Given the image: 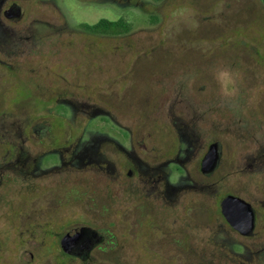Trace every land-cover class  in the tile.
I'll return each instance as SVG.
<instances>
[{"label":"rangeland","instance_id":"1","mask_svg":"<svg viewBox=\"0 0 264 264\" xmlns=\"http://www.w3.org/2000/svg\"><path fill=\"white\" fill-rule=\"evenodd\" d=\"M114 1L107 0L106 16L113 20L125 18L131 23V33L109 38L108 53L102 58L94 54L89 56V52L85 55L72 53V58L76 56L77 72L96 71L103 66V76L107 81L103 80V84L100 75L93 76L90 95L93 100L120 111L119 122L132 129L137 154L145 160L150 159L154 164L167 160L161 157L175 156L184 146L183 141L190 140V147L196 144L197 148L191 151L189 159L196 162L204 157L210 144L216 141L222 143L221 165L212 177L204 178L197 165L189 166V177L195 179L197 186L185 194L188 205L193 206L188 214L197 218L199 213L205 215L199 230L194 229V238L200 237L201 245L199 243V247H194L192 252L200 254L203 262L190 251H184L180 258L183 264H250L249 252H257L264 246L263 220L259 222L257 238H242L227 226L222 215H218L216 203L233 194L247 201L259 200L258 205L264 206L261 203L264 201L263 135L258 136L254 132V143L248 139V115L257 121H264V87L259 88L264 79V48L260 45L264 38V18L239 5L246 0H137L141 4L137 10L128 3L134 0ZM54 2H58L66 12L68 9L69 16L70 12L74 16L82 15L72 8L74 0H38L34 8L29 4L30 14L57 16ZM121 2L124 7H121ZM247 2L256 8L262 6L261 0ZM83 15L93 17L90 13ZM252 47L255 51H251ZM111 49L124 51L116 55ZM238 49L242 50L241 56L237 54ZM248 59L263 66L259 69V73L263 71L262 76L254 78L259 89L253 94L249 108ZM13 92L9 97H13L14 101L0 104V141H9L2 136L5 130L8 131L12 143L27 146L33 160L45 150L38 134L32 129H38L41 124L52 126L55 123V144H58L62 140V119L54 120L50 112H46L49 118L39 119L41 115L37 109H45L48 105L22 104L16 98L25 95V91L15 87ZM243 99H247V103L244 104ZM77 107L85 109L84 105ZM84 123L85 116L78 114L75 118L70 116L66 125L73 128V134L80 135L83 129L106 131L128 141L102 115H94ZM25 129L29 131V140L21 142ZM196 137L200 139L199 144L192 142ZM45 138V141L50 139L49 136ZM78 139L82 145L89 140L85 134ZM2 148L5 149L0 145ZM45 160L49 161L47 157ZM34 166L31 164L32 168ZM172 170L174 177L175 172H182L175 165H172ZM108 175L95 167L77 164L70 173L58 169L38 179L30 176L29 189L25 188L21 193L9 191L7 200L4 199L8 205L5 209L8 224L14 225L12 234H9L14 246L15 242L20 246L25 243L19 252L11 247L12 259H17V264H39L38 261L31 262L29 252H36L37 242L44 237L54 249L55 242L65 231L62 226L53 224L56 215L68 212L77 219L89 212L86 211L90 209L88 202L78 200L67 203L63 198L85 197L87 193L90 196L101 192L104 184L112 189L108 187L104 193L133 192L132 185L137 182L136 179L131 181L122 177L120 183L123 185H120L121 188L118 186V190L116 181ZM98 207H103L101 199L98 200ZM121 208L125 209L120 211V216L129 218L128 226L137 237L135 246L140 254L158 256L153 252L161 250L164 254L162 261L174 263L172 235L162 236L158 227L148 231L152 206L141 198L133 197L130 202L126 199L115 202L113 209ZM88 217L102 225L100 220ZM146 232L149 236L144 238ZM2 235L0 232V238ZM4 244L11 246L9 242ZM2 256L10 255L3 252ZM4 262L3 259L1 263ZM126 264L145 263H134L129 259Z\"/></svg>","mask_w":264,"mask_h":264},{"label":"flooded vegetation","instance_id":"2","mask_svg":"<svg viewBox=\"0 0 264 264\" xmlns=\"http://www.w3.org/2000/svg\"><path fill=\"white\" fill-rule=\"evenodd\" d=\"M106 3L107 0H74L72 8L82 15L74 16L70 12L69 16L68 9L66 12L58 2H54L57 16H32L31 8L38 5V0H0V104H5L8 100L9 102L14 101L13 97L10 98L9 95L14 94L15 87H21L25 91V95L16 98L17 101L29 105H48L45 109H37L41 115L39 119L49 118L50 116L46 112L52 113L51 117L54 120L62 119L60 127L62 140L58 144H55V123L52 126L41 124L38 129H32V132L38 134L40 144L45 150L33 160L27 146L13 144L9 132L5 130L2 133V136L9 138V141L8 139L0 141V145L5 147V149H0V232L3 234L0 238V264H3L1 263L3 259L5 260L4 264H17L19 261L12 259L11 247L13 246L19 252L20 248H24L22 244H25L22 243L20 246L15 242L14 246V242L11 240L9 232L12 234L14 225L8 224L5 212L8 206H6V194L11 190L21 193L25 188L29 189L28 178L30 176L38 179L58 169L60 172L70 173L77 164L89 168L95 167L103 173L105 171L111 180L116 181L117 188L118 186L121 188L120 185H123L120 183L122 177L131 181L136 179L137 182L134 181L133 192L130 193L117 192L115 194L109 191L104 193V189L110 188L104 184L101 192L92 193L90 196L87 193L85 197L63 198L67 203L78 200L88 202L90 209L86 211L89 212L79 215L77 219L72 218L73 214L69 215L68 212L56 215V221L53 224L62 226L65 231L55 242L54 249H51V243L50 241L47 243L45 237L41 242H37L36 252H29L31 262L38 261L39 264H126L131 259L134 263L166 264L162 261L164 254L161 250H153V253L158 256L140 254L135 246L137 237L128 226L127 219L129 218L120 216V211L125 208L113 209L115 202L125 201V199L130 202L133 197L141 198L152 206L148 217V226L150 227L148 231L152 227H158L162 236L172 235L174 263H170L183 264L180 257L183 256L184 251H190L193 256L203 262V257L200 254L195 255L192 252L194 247H199V243L201 245L200 237L196 240L194 238L196 235L194 229L199 230L205 215L199 213L197 218L188 214V210L193 206L188 205L185 194L197 184L195 179L189 177V166L197 165L199 173L208 179L218 171L222 155L217 169L211 175H205L202 172V160L206 154L202 159L193 162L194 160H190L189 157L197 145L194 144L191 148L190 140H184V146H181L175 156H162L161 158H167V160H159L160 162L154 164L150 159L145 160L137 154L138 150L132 139V129L121 124L118 120L120 111L113 109L117 112L115 113L105 103L93 100L89 92L93 76L100 75L103 84V80L107 81V78L105 80L103 76V66L96 71L79 70L80 72H77L76 56L72 58V53L85 55L86 52H89V56L94 54L95 57L101 56L102 58L106 52L108 53L109 38L124 37L129 35L132 30L131 23L127 22L125 18L120 17L113 20L106 16L108 10ZM128 3L134 10H137L141 5L137 0ZM29 4L32 5L31 8ZM121 4V7H124L122 2ZM241 4L251 10L254 15L261 19L264 18V0H261V9L256 8L253 4L248 5L247 0L239 3V5ZM83 13L93 14V17L84 16ZM124 24L130 27L127 33L120 31ZM260 45L264 48V38L261 39ZM254 48L252 47L251 51H255ZM122 50L124 51V49H111V52L118 55L122 53ZM241 51V49L237 50L239 52L237 54L240 56ZM250 56L248 54V58ZM262 67L259 62L254 63L248 59V84H250L248 86V108L253 102V94L256 90L264 87L263 78L262 86L259 88L254 80V78L262 76L263 71L259 73L261 72L259 69ZM246 100L243 99L244 104L247 103ZM77 105H84L85 109L81 110ZM78 114L85 116V123L90 121L94 115H102L113 124L120 134L122 133V136L127 137L128 141L125 142L119 136L106 131L83 129L81 130L82 134H73V128L71 126L67 128L66 122L70 116L75 118ZM254 132L258 136L263 135L264 142V121H257L255 117L248 115V139L252 140V143L256 140ZM84 134L89 140L82 145V142H78V137ZM29 136V131L23 130L21 135L23 141L21 140V142H27ZM46 136L50 137L49 141H45ZM259 139L257 138V140ZM199 141L200 139L196 137V140L192 142L198 143ZM213 143H220L222 146L219 141ZM262 146L264 147V144ZM46 157L49 161L45 160ZM31 164L35 166L32 168ZM172 165L182 169L181 173L175 172V177ZM127 190L130 191L128 188ZM5 198L6 200H4ZM99 199L103 205L102 209L98 207ZM221 202L216 203L218 215L220 217L222 215L227 226L233 232L248 240L258 237L259 222L261 220L264 222V206L262 208L258 205L259 200L257 204L247 201L255 211V227L253 232L247 236L240 234L226 220L222 214ZM261 203L264 204V201ZM88 216L100 220L102 225L96 224ZM147 232L144 234V238L149 236ZM84 233H86L85 236ZM69 234L77 239L75 242L80 239L82 241H79L81 245L76 244L70 251H67L64 245H66V236ZM7 242L10 243V247L6 244L2 245ZM46 248H50L46 250L49 251L48 253L45 251ZM242 248L244 247L242 246ZM3 252L10 256L3 258ZM24 252L28 254L27 250ZM248 258L250 264L264 263V246L257 252L250 251Z\"/></svg>","mask_w":264,"mask_h":264},{"label":"water","instance_id":"3","mask_svg":"<svg viewBox=\"0 0 264 264\" xmlns=\"http://www.w3.org/2000/svg\"><path fill=\"white\" fill-rule=\"evenodd\" d=\"M222 155V146L220 143H213L210 145L208 152L202 160V172L205 175H211L219 166ZM222 214L226 220L234 227L240 234L250 235L255 227V211L253 207L244 199L234 195L226 196L221 202ZM86 231V230H84ZM86 233L83 235L85 236ZM81 238V237H80ZM77 239L70 234L66 236L67 251H70L72 246L81 245L82 239L75 242Z\"/></svg>","mask_w":264,"mask_h":264},{"label":"trees","instance_id":"4","mask_svg":"<svg viewBox=\"0 0 264 264\" xmlns=\"http://www.w3.org/2000/svg\"><path fill=\"white\" fill-rule=\"evenodd\" d=\"M121 32L122 33H127L128 31H129V29H130V27H129V25H127V24H124V26H121Z\"/></svg>","mask_w":264,"mask_h":264}]
</instances>
